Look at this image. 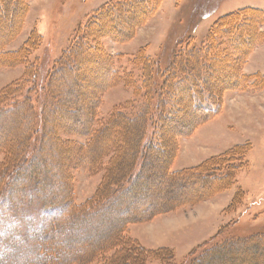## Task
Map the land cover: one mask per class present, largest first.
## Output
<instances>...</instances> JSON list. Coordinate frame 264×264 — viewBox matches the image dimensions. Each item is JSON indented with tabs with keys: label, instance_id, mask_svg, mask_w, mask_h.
<instances>
[{
	"label": "rangeland",
	"instance_id": "374dc122",
	"mask_svg": "<svg viewBox=\"0 0 264 264\" xmlns=\"http://www.w3.org/2000/svg\"><path fill=\"white\" fill-rule=\"evenodd\" d=\"M245 6L264 10V0H0V191L7 182V170L18 162L25 141L32 145V139L36 138L34 161L22 174L31 182L34 179L44 182H36V198L26 202L32 213L23 211L22 205L17 211L19 218L28 220L37 213L38 199L50 202L48 195L67 198V202L73 204V217L66 226V237L57 236L56 245L65 242L70 245L64 249V254H71L70 264H186L192 253L202 260L200 264H264V241L243 245L236 256L222 249L202 255L220 230H224L223 237L257 235L264 231V40L260 38L259 44L253 47L250 45L254 34L246 43L239 37L238 50L237 47L234 53L231 50L238 30L246 33L249 30L251 35L255 29L262 28L260 17L256 23L253 18L249 20L252 22L249 29H242L247 27L243 24L241 29L223 33L228 40L229 53L211 54V58L206 59L208 67L204 76L199 62L189 60L196 84L179 82L174 93V97L178 96L176 103L167 106L171 119L164 122L165 113L161 114L160 139L165 151L151 154L145 164L157 178L150 176L147 195L136 205L129 203L125 212L120 211L121 203L117 202L99 208L101 199L91 197L104 170L108 176L119 177L118 174L131 167L139 142L138 133L143 128L130 130V125L126 127L121 123L120 133L126 146L119 160L115 158L106 168L103 164L100 168L95 162L93 166L98 171L93 168V173L84 169L88 157L100 161L104 145L108 152L118 143L114 134L108 132L107 138L103 135L91 143L95 146L91 153L85 145V132L102 124L121 105L136 101L142 90L146 93L144 100L148 101L155 83H161L166 77L167 70L163 69L173 60L179 47H187L189 43L203 45L209 28L218 19ZM91 16L94 19L87 28L88 34L81 41L88 40L86 46L94 44L97 51L92 52L89 47L74 51L75 61L68 63L67 69L51 81L53 91L48 99L51 106H45L48 111L45 119L35 117L41 107L39 97L44 96L43 91L40 95L41 88L36 81L38 65L42 79V72L54 65L75 40L80 26H87ZM217 28L223 30L221 25ZM31 34L39 36L38 42L26 53L23 50L17 53ZM194 54L187 57L194 58ZM230 54H235L234 65L229 61ZM180 67L183 76L191 75ZM238 71L246 76L258 73L256 85L252 84V78L241 84L243 79ZM125 79L130 82L127 86ZM170 82L173 83L172 77L166 86H172ZM18 84L21 89L26 86L32 89L18 92ZM133 87L137 93H133ZM190 92L198 95L197 100L219 102V107L213 114L196 113ZM169 98L174 101L173 96ZM153 99L155 104L156 97ZM40 125L41 131L32 134L31 129ZM146 127L149 129V124ZM18 145L22 148H16ZM235 145H246L243 165L229 171L228 177H222L221 182L213 186L208 181L206 184H210L211 191L208 196L200 194L205 190L204 181L186 188L179 186L181 176L171 179L179 184L170 182L166 176L168 171L196 165ZM167 150L170 157L164 155ZM27 163L28 160L24 161V166ZM184 190L191 195H183ZM25 194V190L16 192L18 198ZM166 194H170V198L165 197ZM15 199L11 198L9 203L17 202ZM161 201L179 204L174 206L175 210L164 205L165 213L153 215L145 222H132L123 217L144 213L159 206ZM9 203L2 207L8 210ZM4 220V224L0 223V233L10 225H18L11 213ZM37 229L47 230L46 222L28 230L32 233ZM21 242L19 235L14 234L12 240L0 247V257H11L21 251L32 258L31 248L17 249ZM161 245L171 250L170 260H166L162 252L158 255L149 250ZM255 248L259 249L258 253H254ZM93 257L94 262L90 261ZM15 258L13 264L26 262L22 255Z\"/></svg>",
	"mask_w": 264,
	"mask_h": 264
},
{
	"label": "trees",
	"instance_id": "16d2710c",
	"mask_svg": "<svg viewBox=\"0 0 264 264\" xmlns=\"http://www.w3.org/2000/svg\"><path fill=\"white\" fill-rule=\"evenodd\" d=\"M259 17L261 19L260 26H262V28H260L259 30L257 29V31L255 29V31L251 35L249 30L247 31V33L242 30H238L237 32L238 35L235 37L234 44H231V47L233 48L231 50L233 53L236 51L235 50L236 47L238 50L237 44L240 39L239 37L243 38V42L246 43L249 39H251V36L253 34H254V38L252 39L250 46L252 45L253 47L256 46V44H259L260 38L261 40H264V12L257 7L245 6L224 14L220 19L217 20L218 22L216 21V23H214L211 26V28H209L206 38L203 42V45L194 46L192 45V43H189L187 47L178 48V51L177 53H175L173 60L169 62L167 65H165L163 69L164 71L167 70L166 74H168L169 77L166 74H164L166 77L162 79V82L159 83L157 81L155 83V85L153 86V94L150 95L148 101L146 99L144 100L146 93L145 91L142 90L139 92V95L136 97L135 99L136 101L129 102V104H127L126 102L125 104L121 105L119 109L113 111L111 116L107 118L102 124H100L99 126L97 125L96 127L94 126L93 129L89 130L88 132H85V136L87 137V139L85 140V145L88 151L91 150V153L92 151H95V146H93L94 147L93 149L91 143H94L96 139L100 138V136L103 135L105 138H107L108 136H106V134H108V132H112L114 134V137L116 138V142L118 141L117 144L112 143L114 144V147L112 150H109L108 152L106 151L107 146L104 145L105 146L103 148L104 154L102 153L101 157L98 158V160L100 161L97 160L94 161L92 157H88L90 159L86 160V166L84 167V169L89 173H93V168L96 171H98L97 167L93 166V163L96 162L97 165L100 166V168L103 164L104 168H106L108 166H111L113 161H116L115 158L119 160L121 154L124 152L126 145L124 143L123 136L120 133L121 129L119 128V126L121 125V123L124 124L126 127L130 125L129 126L130 130L131 129L133 130L134 127L137 129H140V127L143 128V130L138 133L139 142L132 159L131 167L127 169L126 172H123L121 175L118 174L119 177H117V175L108 176L105 170H104L105 174L103 173L102 176L100 177L101 180L99 181V186L95 190L94 195L91 197L93 199L96 198L101 199L102 203H100V205L98 206L99 208L108 207L111 202L112 203L117 202V203H121V205H118V208L121 207L120 211H124L127 205H129V203H133L132 205H136V203L139 202L138 200L140 198H143L145 195H147L146 190L149 188L148 185H150L148 180H150V176L155 177L156 173L152 172L151 174L145 168V164L150 161L149 157H151V154H155L157 152L163 154L165 151L162 144V140L160 139L161 138L160 130L162 126L159 124L163 123L161 119L164 117V122L171 119V115L168 114L170 110L169 111L167 110V106L172 102L174 103L175 99L178 98V96L174 97L175 96L174 93H176L177 91L178 83L179 82L181 83L182 81L184 82V84H189V82L190 83L196 82V80L194 79V73L191 71V66H189L188 64L189 60H191L195 64L197 63V61L199 62L200 67L203 68V70H201V75L204 76L205 70L208 67L207 60L211 58L210 57L211 54L215 55L217 53L219 54L229 53L228 40L223 35V33L224 32L232 33L237 28L241 29V26L243 24L247 25V27L244 26L242 29H246V28L249 29V25H252L251 24L252 22H249V20L253 18V22L256 23ZM91 19H94L93 16H91L86 22L87 26L85 27L80 26L79 29L77 26L76 30L78 29V31L75 40L68 46V49L54 61V65L50 67L49 70L47 69L45 73L42 72V79L39 78L40 68L38 65L36 81L41 88L40 95H43L42 93L43 91L44 96L43 99L42 96L39 97L40 100L39 104L41 105V107H39L37 114H35V117L37 116L39 119L41 118L45 119V116L48 113L47 108H45V106L46 105L48 107L51 106L49 105L50 102L48 101V99L52 96L51 92L53 91V90L51 91L50 89L51 81L52 79H55V76H57L58 73L63 72V69H67L68 63H72L75 61L74 60L75 58L72 56L74 51H77L79 48L82 47L85 50L89 47V49H91L92 52L97 51L94 44L93 45L91 44L90 46H86L88 40L86 41V43L81 41V39L88 34L87 28L91 24ZM218 25L223 26V30L217 28ZM225 28H227V30ZM240 34H243L245 36L244 37L240 36ZM38 39H39L38 35L34 36L33 34H31V36H29L28 39L24 41L23 45H21L20 48L17 50V53L21 50L25 51L26 53L28 49L33 47L32 44L38 42ZM90 42L92 41L90 40ZM250 46H248L247 48H249ZM192 53L193 54L195 53L194 54L195 57L189 59L187 56L191 55ZM239 54L240 53L238 52L237 56H239ZM234 55L235 54H230V58H229V61L232 60L230 62L232 63V65L235 64V60L233 59ZM21 57L22 56L20 54L19 58ZM102 58H105V56ZM178 60H180V66H182L183 69L186 68L187 72L191 73V75L183 76L182 68L180 66L178 68L177 66V64H179ZM181 61L184 62L182 63ZM74 64L71 65L74 66ZM238 76L243 79L241 84H245L248 80L250 81V79L252 78L251 79L252 84L256 85V81L258 80L257 78L259 75L258 73H254L246 76V75H241V71H238ZM170 77H172L173 79V83L170 82L172 86H166V82H168ZM152 80L154 82L156 79H152ZM124 81L125 83L127 82L126 86L130 84L128 80L125 79ZM195 84L196 83H194V85ZM17 88L19 92V89H21V85L18 84ZM133 88H132L133 93H137L136 87ZM31 89H32L31 86H26V88L23 87L21 90H23L22 92H28ZM190 93H192V97L194 100L193 105L196 106L194 107V109L197 110L196 113L203 112L205 114H213L219 107V102L211 103L207 101L204 102L202 100H197L198 95H195L194 94L195 92H190ZM89 94L90 96H92V93ZM153 96L156 97L155 104H154ZM169 96H171V98L173 96L174 101H172V99H170ZM152 99H153V103H151ZM162 113H165L163 117H161ZM79 119H77V121ZM146 124H149V129H147ZM42 125L34 126V129L33 128L31 129L32 134L36 135L38 132H40ZM29 129L30 126L27 125V130ZM187 131H185L184 134ZM132 132L133 131H131V133ZM35 141L36 138H33L32 145H30V142L25 141L24 148L21 147L22 148L21 151L23 152L19 154L18 162L15 163L9 170H7L8 171L6 172L8 173L7 182L4 184V186L1 188L2 190L0 191V223L2 222V224H4L5 223L4 219L6 218L7 215H10V213L14 217V219L16 218L18 221V225H13V226L10 225L6 227L5 232L0 233V247L2 246V244L8 242L9 240H12L14 234L15 236L19 235L20 240H22L23 242L17 244V249L21 250L25 246L26 248H31L33 250L34 256L32 258H27V252L19 251L18 253L14 254L11 257L9 256H5L3 258L0 257V264H13V261L16 259L15 257L20 255H22V257L26 259V262L24 264H70L71 254H64V249L69 248L70 245L67 242L62 243L60 245H56V237L62 234L64 235V237H66L65 236L66 226L70 225L71 218L73 217L72 214L73 204H70L69 201L67 202V198L63 196L61 198H55L53 195H48L47 198L50 202H46L45 198L38 199L37 201L38 205L35 207L37 213L36 215H33V217L31 216L30 219L26 220V218H19L20 214L17 211V209L22 205L23 211L27 210L29 213H32V209L28 208L29 204H26V202L31 199L35 200L36 198L35 195L36 192L38 191L37 188L38 184L36 182H41V183L44 182L38 179H36L38 181H35L34 179V181L31 182L25 179L22 174L23 172L26 171V167L30 165L32 161H34V156L32 155V153H33V148L35 146L34 144ZM245 146L246 145H235L230 149L226 150L225 152H223L222 154L208 157L207 159L201 161L196 165L188 166L186 168H182L174 171L172 170L171 172L168 171L169 174H167L166 176H169L168 180L170 182H175V184L177 183V181H171V179H175L173 178L174 176H181L182 180L180 184L179 183L177 184H179V186H186V188L190 185L193 186L192 184H194L195 182L199 183V180H201L202 182L204 181L205 184L208 183V181H211L210 184L213 186V184L217 183V181L219 182L220 179H222V177L224 178L228 177L230 174L229 171H232V169H235L236 167L238 168L243 165L244 161L242 157H244L243 149ZM16 148L21 149L20 145H18ZM26 149L28 150L26 151ZM167 152L168 153L164 155L170 157L171 156L169 155L170 150L169 151L167 150ZM233 158H235V160ZM26 160H28V163L24 166L23 163ZM125 162L126 160L124 159V164H123L124 166L127 165V163ZM219 167L222 168L219 169ZM31 170L30 172L34 171ZM190 176L192 177L191 179L189 178ZM196 177H198V179ZM155 178H157V176ZM210 184H206L205 190L202 193H200L199 190H197V192L203 196H208L209 192L211 193V191H209ZM18 189L26 191V194L21 198H18V196L16 195ZM195 193H193L192 195H194ZM182 194L185 196L191 195L187 190H184ZM237 195H239V192L237 193ZM164 196L170 198V194H166ZM164 196L161 195V198L163 199ZM193 197H196V195H194ZM11 198L14 199L16 198L15 200L17 202L10 204L9 202ZM6 202L11 205L8 208V210L2 207V205H4ZM177 204L171 205V201H166L165 203L161 201V204L159 206H155L149 210H146L144 213L141 214L133 213L131 215L125 214V216L123 217L126 218L128 221L131 220L132 222L134 221L145 222L148 221L149 218L153 215L159 213H165L164 205H168V208L172 207L175 210L177 207L174 206H176ZM96 210H94V213ZM43 215L47 217H44ZM43 221L46 222L47 230L37 229V230H33L32 233L29 232L28 229L30 227L34 225L35 226L40 225L41 222ZM78 227L79 226H77V228ZM222 231L224 230H220L219 233L215 235V238L212 239L213 243L209 245V248L206 250L204 249V254H202L203 256L208 251L213 249H215L214 251H218L220 249H222V251L223 250L230 251L233 256L234 255L236 256L238 249L243 247V245H246L251 242L261 243L262 241H264V231L260 232L257 235L250 234L246 236L242 235V236H233V237L232 236L223 237ZM81 237L82 235L79 236V238ZM142 247H144V245H142ZM149 250L152 251L153 254H158V255L160 252H162L163 257L166 260H170L172 256V254L171 256L168 255L169 252L171 253L169 247H165L162 245L161 247H158L155 250L153 248ZM258 250L259 249L255 248L253 251L254 253H258L259 252ZM91 253L93 254L94 252L91 251ZM194 255L195 254L192 253L188 257V261L186 262V264L201 263L202 260L200 258L197 259L193 257ZM94 259L95 258L93 257L90 261L94 262Z\"/></svg>",
	"mask_w": 264,
	"mask_h": 264
},
{
	"label": "crops",
	"instance_id": "0c3cea01",
	"mask_svg": "<svg viewBox=\"0 0 264 264\" xmlns=\"http://www.w3.org/2000/svg\"><path fill=\"white\" fill-rule=\"evenodd\" d=\"M253 7H255V6H253ZM257 8H260V7H257ZM261 10L264 12V10L261 8Z\"/></svg>",
	"mask_w": 264,
	"mask_h": 264
}]
</instances>
